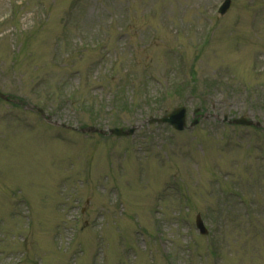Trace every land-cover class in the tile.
I'll return each instance as SVG.
<instances>
[{
    "label": "rangeland",
    "instance_id": "374dc122",
    "mask_svg": "<svg viewBox=\"0 0 264 264\" xmlns=\"http://www.w3.org/2000/svg\"><path fill=\"white\" fill-rule=\"evenodd\" d=\"M222 2L0 0V264H264V0Z\"/></svg>",
    "mask_w": 264,
    "mask_h": 264
},
{
    "label": "water",
    "instance_id": "95a60500",
    "mask_svg": "<svg viewBox=\"0 0 264 264\" xmlns=\"http://www.w3.org/2000/svg\"><path fill=\"white\" fill-rule=\"evenodd\" d=\"M228 6H229V2H226L225 6L221 10V14H224L227 11ZM154 121L167 122L170 125H172L174 128H176L177 130H183L185 127V109L180 108L178 110L173 111L168 117L162 118L160 120H154ZM234 122L238 123V124H245V125H251L252 124L251 122H248L244 119H239V120H236ZM132 132H133V130H129L128 132H126V134H130ZM113 133H116L118 135L123 134L120 130H115V131H113ZM198 227L200 228L201 233L206 232L199 219H198Z\"/></svg>",
    "mask_w": 264,
    "mask_h": 264
}]
</instances>
